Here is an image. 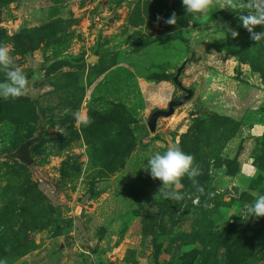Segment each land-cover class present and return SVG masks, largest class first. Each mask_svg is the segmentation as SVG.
Instances as JSON below:
<instances>
[{
	"label": "rangeland",
	"instance_id": "obj_1",
	"mask_svg": "<svg viewBox=\"0 0 264 264\" xmlns=\"http://www.w3.org/2000/svg\"><path fill=\"white\" fill-rule=\"evenodd\" d=\"M221 3L194 18L181 0H0L29 79L0 99L4 264H264V217L242 215L264 194V39ZM41 130L31 166L10 157ZM173 144L196 173L179 202L143 168Z\"/></svg>",
	"mask_w": 264,
	"mask_h": 264
},
{
	"label": "clouds",
	"instance_id": "obj_2",
	"mask_svg": "<svg viewBox=\"0 0 264 264\" xmlns=\"http://www.w3.org/2000/svg\"><path fill=\"white\" fill-rule=\"evenodd\" d=\"M184 11L191 14L194 18L197 15H204L212 6V0H181ZM222 8L236 10L240 26L247 30L253 41H261L264 39V30L254 32L255 26H264V0H222ZM248 10V11H244ZM161 17L157 16V20ZM177 17L173 12L164 22L169 25L176 24ZM232 37H236V31H230ZM11 48L7 44L0 43V69H8L6 79L0 81V99L17 98L24 96L28 91L27 85L29 79L20 67H9L13 64V58L9 55ZM77 121L81 120L79 114H74ZM86 122V120L84 121ZM193 156L185 153L179 144H173L162 153L154 152L145 162L143 167L150 177L158 179L161 182L159 196L162 199L172 201H182L187 197V193L176 191L182 188L181 178L186 175L191 178L196 174L193 170ZM196 191L203 194V188L197 186ZM209 196L212 193H208ZM199 196L192 199V203L196 204ZM242 215L249 218L264 217V194L257 195L249 204L245 205ZM241 217V216H240ZM0 264H4L0 260Z\"/></svg>",
	"mask_w": 264,
	"mask_h": 264
},
{
	"label": "water",
	"instance_id": "obj_3",
	"mask_svg": "<svg viewBox=\"0 0 264 264\" xmlns=\"http://www.w3.org/2000/svg\"><path fill=\"white\" fill-rule=\"evenodd\" d=\"M9 23L12 26L13 25V19L11 16V12H9ZM95 56H92L89 58L88 61H92V59H95ZM33 63V68L38 67V62L35 60H32ZM175 82L180 86V83H178V77L175 78ZM192 96V91L191 90H186V95L184 98L174 101L169 105V111H157L149 119L148 122V127L151 132H154L156 129L157 121L160 117H168L171 116L174 112V108L177 106H180L184 104V102ZM179 130V128H177ZM42 138V130L34 137L31 138L30 140L24 142L17 150H15L13 153L10 154V157L18 160L20 163L24 164L25 166H31L33 164V158L31 156V147L36 144L40 139Z\"/></svg>",
	"mask_w": 264,
	"mask_h": 264
},
{
	"label": "trees",
	"instance_id": "obj_4",
	"mask_svg": "<svg viewBox=\"0 0 264 264\" xmlns=\"http://www.w3.org/2000/svg\"><path fill=\"white\" fill-rule=\"evenodd\" d=\"M227 8H225V10H226ZM171 26H173L174 28V30H177V29H179V26L177 25V24H174V25H171Z\"/></svg>",
	"mask_w": 264,
	"mask_h": 264
},
{
	"label": "bare ground",
	"instance_id": "obj_5",
	"mask_svg": "<svg viewBox=\"0 0 264 264\" xmlns=\"http://www.w3.org/2000/svg\"><path fill=\"white\" fill-rule=\"evenodd\" d=\"M94 59H92V61H93Z\"/></svg>",
	"mask_w": 264,
	"mask_h": 264
}]
</instances>
